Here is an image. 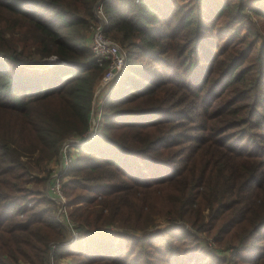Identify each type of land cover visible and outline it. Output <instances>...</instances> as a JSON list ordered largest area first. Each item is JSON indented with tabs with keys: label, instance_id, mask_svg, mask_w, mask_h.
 Segmentation results:
<instances>
[{
	"label": "trees",
	"instance_id": "1",
	"mask_svg": "<svg viewBox=\"0 0 264 264\" xmlns=\"http://www.w3.org/2000/svg\"><path fill=\"white\" fill-rule=\"evenodd\" d=\"M96 2L0 0V264H50L52 242L69 237L45 185L63 141L90 126L106 68L84 34ZM104 8L127 67L63 175L79 237L54 259L230 264L193 228L225 244L233 262L264 264V43L233 28L264 21V6Z\"/></svg>",
	"mask_w": 264,
	"mask_h": 264
},
{
	"label": "built area",
	"instance_id": "2",
	"mask_svg": "<svg viewBox=\"0 0 264 264\" xmlns=\"http://www.w3.org/2000/svg\"><path fill=\"white\" fill-rule=\"evenodd\" d=\"M105 2L106 0H97L94 8V18L89 24V28L91 29L90 47L92 52L100 65H106L100 81L95 88L90 126L83 137H73L63 141L59 151V158L55 162L58 167L54 168V165L51 167L47 179L46 193L48 198L57 204V219L69 231L68 239L60 243L52 242L50 264H54L53 252L58 245H69L79 237V231L70 215L67 198L63 191V175L69 163L74 158L73 153L75 147L88 142L97 133L99 121L102 116L104 98L112 89L117 78L125 72L127 67V50L106 32L109 19L105 13ZM50 59H57V57H51Z\"/></svg>",
	"mask_w": 264,
	"mask_h": 264
},
{
	"label": "rangeland",
	"instance_id": "3",
	"mask_svg": "<svg viewBox=\"0 0 264 264\" xmlns=\"http://www.w3.org/2000/svg\"><path fill=\"white\" fill-rule=\"evenodd\" d=\"M178 1L181 4H186L187 5V4L190 3L191 0H178ZM245 1L247 3L253 4V5H256V6H262V7L264 6V0H245ZM233 28L234 29L239 28L240 29V33H249L250 32V35H249L250 38H255V40H256L255 41L256 42L255 43L256 48L258 46H260L261 43H264V21H262L260 19H257L255 17V15H253L252 23L245 22L242 25H239V27L233 26ZM84 34L88 35V37H89L88 41H90L91 40V29L89 27L85 30ZM114 40L119 43V41H117L116 39H114ZM122 47H124V46H122ZM52 166L54 168L58 167L55 162H53ZM45 186H46L45 189H47V182H46ZM63 191H64V188H63ZM64 194H65V191H64ZM65 196H66V194H65ZM66 198H67V196H66ZM67 200H68V198H67ZM53 206L55 207L54 208V212L57 213V210H58L57 204L54 203ZM205 212H206V214H208L207 210ZM71 217H72V215H71ZM72 219H73V217H72ZM163 222H164V220H163ZM190 229H192V231L195 232V234H196L197 238L199 239V242H200V244L202 246H204L205 248H208L209 250H216V251L219 250L218 252L220 253L221 256H224V257L230 259V264H242L241 262H238V263L233 262V260L231 259L232 255H233V251L228 249V247H226L225 244H219L207 232L196 230V229H193V228H190ZM68 233H69V231H68ZM75 259L76 258L74 256L69 255V256H64L63 258H55V259L53 258V261H54V264H66V263L75 261Z\"/></svg>",
	"mask_w": 264,
	"mask_h": 264
},
{
	"label": "water",
	"instance_id": "4",
	"mask_svg": "<svg viewBox=\"0 0 264 264\" xmlns=\"http://www.w3.org/2000/svg\"><path fill=\"white\" fill-rule=\"evenodd\" d=\"M57 60L58 59H46L44 63H46V64H52V63H54Z\"/></svg>",
	"mask_w": 264,
	"mask_h": 264
}]
</instances>
